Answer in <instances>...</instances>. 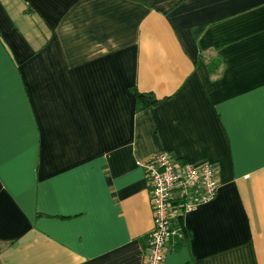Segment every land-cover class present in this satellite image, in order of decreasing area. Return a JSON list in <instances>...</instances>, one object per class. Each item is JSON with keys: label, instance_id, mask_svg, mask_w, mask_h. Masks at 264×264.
Instances as JSON below:
<instances>
[{"label": "crops", "instance_id": "1", "mask_svg": "<svg viewBox=\"0 0 264 264\" xmlns=\"http://www.w3.org/2000/svg\"><path fill=\"white\" fill-rule=\"evenodd\" d=\"M163 152L220 184L164 264H264V0H0V264H145Z\"/></svg>", "mask_w": 264, "mask_h": 264}, {"label": "built area", "instance_id": "2", "mask_svg": "<svg viewBox=\"0 0 264 264\" xmlns=\"http://www.w3.org/2000/svg\"><path fill=\"white\" fill-rule=\"evenodd\" d=\"M137 165L145 174L153 215V230L143 253L145 264H164L173 239L181 235V229L175 227L178 219L217 197V167L206 160L175 161L165 152Z\"/></svg>", "mask_w": 264, "mask_h": 264}, {"label": "trees", "instance_id": "3", "mask_svg": "<svg viewBox=\"0 0 264 264\" xmlns=\"http://www.w3.org/2000/svg\"><path fill=\"white\" fill-rule=\"evenodd\" d=\"M134 96L136 99L135 101H137V111L138 112L148 110L159 103V101L156 100V98L152 94L144 95L143 93H138L134 91ZM183 221H184L183 218L180 217L175 226L181 229V235L178 238L179 240H184V239H187L188 237L186 231L182 227Z\"/></svg>", "mask_w": 264, "mask_h": 264}]
</instances>
